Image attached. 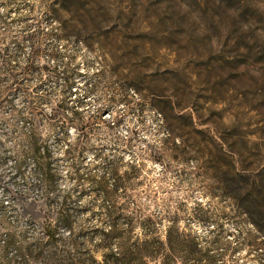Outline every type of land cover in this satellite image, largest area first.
I'll return each mask as SVG.
<instances>
[{
	"label": "rangeland",
	"instance_id": "obj_1",
	"mask_svg": "<svg viewBox=\"0 0 264 264\" xmlns=\"http://www.w3.org/2000/svg\"><path fill=\"white\" fill-rule=\"evenodd\" d=\"M0 92V264H264V0H0Z\"/></svg>",
	"mask_w": 264,
	"mask_h": 264
},
{
	"label": "trees",
	"instance_id": "obj_2",
	"mask_svg": "<svg viewBox=\"0 0 264 264\" xmlns=\"http://www.w3.org/2000/svg\"><path fill=\"white\" fill-rule=\"evenodd\" d=\"M32 70V66L30 64L26 65L23 70H22V76H17L14 75L12 72H8L10 77H13V82L17 85L19 84V80L21 77H23L24 74H28ZM67 80L65 82H68L66 85L68 88L71 87V83H69L68 77L66 76ZM2 92H0V100L2 98ZM64 107V103H60L54 111H52L49 116L47 117V122L49 127H52L54 124H56L58 121L61 120L62 118V108ZM74 116L72 115L71 118L67 119H62V126L68 125L71 123V121H74ZM27 144L28 146L31 147V152L32 155L34 156L36 161L39 160H46L48 157L47 151L40 145V139L37 137L35 134H32L28 139H27ZM50 180L47 178L44 180V185L49 186ZM44 186V187H45ZM7 192L9 193L10 191L8 188H6ZM17 193V192H16ZM16 193L14 195H16ZM59 222L64 223L66 225H70V218L65 210V208H62V211L59 215ZM126 224L128 226V231L131 229L132 225L131 222L127 219ZM50 229V230H49ZM155 228L150 229V230H144L143 234V241L141 242L142 245H148L152 244L150 242H154L155 244H158L159 247L157 250L150 251L146 249H137L136 251L133 252L135 257L138 258H151V259H158L160 258V263L159 264H176V261L171 257H169L167 254H165L162 250H160V247L166 245L168 246L169 250H171V247L173 245L177 244L178 241L182 239V233L178 232L176 229L168 227L165 230L164 233V240L156 239L155 236ZM114 234L120 238H123V235L117 232L115 229L112 228V231L110 233H103V238H102V244H100V248H106L107 242L111 235ZM45 235L47 237L48 243L47 244H54L55 242V237L54 234L51 230V228H48L47 232H45ZM127 238V236H126ZM40 252H38L37 256H39ZM188 261L190 262L189 264H205L203 262H206V264H212L213 263V256L209 255L206 251L202 252L200 250H194L191 253L189 252ZM105 261H120V258L116 256L114 253H106L104 257ZM67 264H75V263H67ZM187 264V263H186Z\"/></svg>",
	"mask_w": 264,
	"mask_h": 264
}]
</instances>
